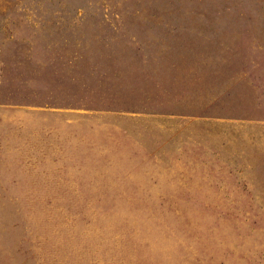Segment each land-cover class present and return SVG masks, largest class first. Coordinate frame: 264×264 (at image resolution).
<instances>
[{"label":"rangeland","instance_id":"rangeland-1","mask_svg":"<svg viewBox=\"0 0 264 264\" xmlns=\"http://www.w3.org/2000/svg\"><path fill=\"white\" fill-rule=\"evenodd\" d=\"M0 264H264V0H0Z\"/></svg>","mask_w":264,"mask_h":264}]
</instances>
